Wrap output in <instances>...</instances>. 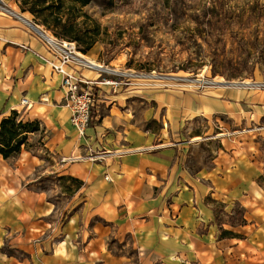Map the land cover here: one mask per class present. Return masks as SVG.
Masks as SVG:
<instances>
[{
  "label": "crops",
  "instance_id": "obj_1",
  "mask_svg": "<svg viewBox=\"0 0 264 264\" xmlns=\"http://www.w3.org/2000/svg\"><path fill=\"white\" fill-rule=\"evenodd\" d=\"M54 58L30 24L0 11V110L43 120L49 169L80 181L72 197L52 198L30 178L42 159L0 155V264H264V160L243 152L187 161L198 119L264 122V89L142 79L114 87L100 81L121 67L72 64L94 82L80 134Z\"/></svg>",
  "mask_w": 264,
  "mask_h": 264
},
{
  "label": "rangeland",
  "instance_id": "obj_2",
  "mask_svg": "<svg viewBox=\"0 0 264 264\" xmlns=\"http://www.w3.org/2000/svg\"><path fill=\"white\" fill-rule=\"evenodd\" d=\"M10 4L27 12L41 29L75 42L87 58L112 63L121 71L153 74L152 82L161 87V76L264 80V0H93L84 6L70 0H13ZM16 111L19 121L34 122L26 128L32 131L24 133L28 139L21 151L42 159L44 171L30 172V178H37L36 188L52 198L72 197L80 184L49 169L55 160L47 149L45 123ZM12 112L0 110V123ZM187 136L192 168L209 164L220 153L247 152L264 160V122L201 118Z\"/></svg>",
  "mask_w": 264,
  "mask_h": 264
},
{
  "label": "built area",
  "instance_id": "obj_3",
  "mask_svg": "<svg viewBox=\"0 0 264 264\" xmlns=\"http://www.w3.org/2000/svg\"><path fill=\"white\" fill-rule=\"evenodd\" d=\"M0 11L24 19L39 33L45 44L53 52L55 58L51 61L50 64L54 71L63 75L65 102L72 110V122L77 127L78 132L80 134H84L86 129L90 126L92 118L95 95L92 84L94 82L82 77L81 75H76L75 73L69 71L68 66L73 64L88 67L97 66L102 69H104V67L102 65H96L90 61H87L84 55L80 54V52L77 50V45L75 42L68 41L63 38H58L52 35L49 31L41 29L37 24L26 20L20 13H18L11 7V5L7 3V0H0ZM107 71H109L110 74H113V76L103 78L100 83L109 84L114 87H118L121 84L128 83L129 81L134 79H142L152 82V80L156 77L153 74L151 75L130 71L126 72L116 70L114 68H109L107 69ZM160 80L164 81V83L160 84L164 87L183 85L198 90H202L206 87H210L218 83H225L232 86H248L256 89H264V80H251L249 83H245L244 80L217 81L215 78H208L205 76H161ZM170 81L172 82L169 83ZM22 102L24 104H27L28 99L25 98Z\"/></svg>",
  "mask_w": 264,
  "mask_h": 264
},
{
  "label": "trees",
  "instance_id": "obj_4",
  "mask_svg": "<svg viewBox=\"0 0 264 264\" xmlns=\"http://www.w3.org/2000/svg\"><path fill=\"white\" fill-rule=\"evenodd\" d=\"M72 3H79L80 5L84 6L90 3L93 0H70ZM25 10V9H24ZM66 36L74 40H79L77 36L68 35L63 33ZM93 42L88 43V48L91 47ZM85 49V51H87ZM34 122H24L23 120H18V113L16 110L12 112L11 115L5 117L0 123V155L4 158H10L15 155H18L21 150L22 146L26 145L28 134H24L25 132L32 131V129H26ZM80 184V181H78Z\"/></svg>",
  "mask_w": 264,
  "mask_h": 264
},
{
  "label": "bare ground",
  "instance_id": "obj_5",
  "mask_svg": "<svg viewBox=\"0 0 264 264\" xmlns=\"http://www.w3.org/2000/svg\"><path fill=\"white\" fill-rule=\"evenodd\" d=\"M86 59H87V61H90V62H92V63H94V64H96V65H99V63L98 62H96L94 59H92V58H87L86 56H84ZM106 69H109V68H106ZM250 81L249 80H245V83H249Z\"/></svg>",
  "mask_w": 264,
  "mask_h": 264
}]
</instances>
